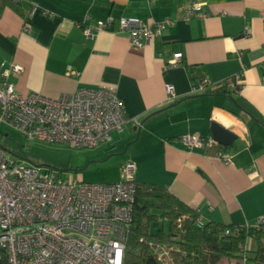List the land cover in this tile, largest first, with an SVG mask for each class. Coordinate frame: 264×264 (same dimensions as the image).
Returning <instances> with one entry per match:
<instances>
[{"label": "crops", "instance_id": "obj_1", "mask_svg": "<svg viewBox=\"0 0 264 264\" xmlns=\"http://www.w3.org/2000/svg\"><path fill=\"white\" fill-rule=\"evenodd\" d=\"M193 3L196 17L184 21ZM107 18L172 25L142 49L124 33L85 36L86 26ZM177 53L182 63L169 66ZM3 64L22 67L11 78L22 96L115 90L126 117L140 127L131 123L111 135L109 153L119 159L107 183L131 163L136 183L164 189L202 224L253 226L264 216V0H0ZM191 68L212 86L239 76V89L192 94ZM213 121L237 137L220 156L178 143L185 135L211 138ZM249 244L253 252L254 241Z\"/></svg>", "mask_w": 264, "mask_h": 264}, {"label": "built area", "instance_id": "obj_2", "mask_svg": "<svg viewBox=\"0 0 264 264\" xmlns=\"http://www.w3.org/2000/svg\"><path fill=\"white\" fill-rule=\"evenodd\" d=\"M95 1V0H91ZM155 1V0H152ZM19 3L20 0H14ZM199 5L192 4L183 20L196 17ZM165 19L150 26L133 18H107L86 26L84 34L114 31L128 35L131 46L142 49L171 26ZM29 25L24 23L23 32ZM177 53L169 66L182 63ZM15 64L0 66V125L15 130L28 140L70 149H93L108 144L113 133L128 124L125 109L111 87L80 88L71 94L46 97L33 93L22 96L11 78L22 73ZM240 77L212 86L206 78L193 86L192 94H204L217 87L239 89ZM168 100L175 98L172 86L165 89ZM186 150H209L218 145L212 138L185 135L178 140ZM218 156H220L218 154ZM224 160L229 161V156ZM136 183L134 166L120 167L119 179L98 185L63 181L52 170H41L11 159L0 147V262L4 264H124L127 235L132 225ZM264 229V216L253 226H233L223 235ZM241 249L237 264H246L249 242ZM157 260L171 264L170 250L155 242L147 243Z\"/></svg>", "mask_w": 264, "mask_h": 264}, {"label": "trees", "instance_id": "obj_3", "mask_svg": "<svg viewBox=\"0 0 264 264\" xmlns=\"http://www.w3.org/2000/svg\"><path fill=\"white\" fill-rule=\"evenodd\" d=\"M11 2L18 4L14 0ZM193 70L191 68L189 72L192 85L195 86L203 79V74H196ZM220 91L226 92L224 89ZM227 149L215 145L207 152L222 154ZM232 227L202 224L195 211L164 189L136 183L132 225L127 235L124 264H162L148 247V242H155L169 249L171 264H218L222 258L233 260L237 264L247 238L254 241L256 248L246 254V262L264 264V229L223 235L225 229Z\"/></svg>", "mask_w": 264, "mask_h": 264}, {"label": "rangeland", "instance_id": "obj_4", "mask_svg": "<svg viewBox=\"0 0 264 264\" xmlns=\"http://www.w3.org/2000/svg\"><path fill=\"white\" fill-rule=\"evenodd\" d=\"M0 147L11 159L43 171L52 170L63 181L72 180L93 185L114 181L116 160L119 159L109 153L110 144L93 149H70L28 140L21 133L2 125ZM247 263L253 264L250 261Z\"/></svg>", "mask_w": 264, "mask_h": 264}, {"label": "water", "instance_id": "obj_5", "mask_svg": "<svg viewBox=\"0 0 264 264\" xmlns=\"http://www.w3.org/2000/svg\"><path fill=\"white\" fill-rule=\"evenodd\" d=\"M229 127H226L219 122L213 121L210 124V135L211 138L217 143L219 146L223 148H229L233 145V141L236 140L235 134L230 132Z\"/></svg>", "mask_w": 264, "mask_h": 264}]
</instances>
